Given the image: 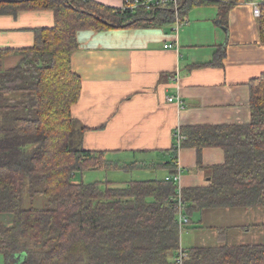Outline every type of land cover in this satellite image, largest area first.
I'll use <instances>...</instances> for the list:
<instances>
[{
  "label": "trees",
  "instance_id": "obj_1",
  "mask_svg": "<svg viewBox=\"0 0 264 264\" xmlns=\"http://www.w3.org/2000/svg\"><path fill=\"white\" fill-rule=\"evenodd\" d=\"M241 1L252 0H178L175 8L146 12L93 0H0V15H53V26L35 30L33 46L20 50L19 64L0 72V216L11 218L10 225L0 220L2 264H176L177 186L161 177H121L158 169L171 176L184 148L196 151L199 167L203 149L224 154L223 163L210 168L207 186L180 189L189 224L193 213L206 210L259 208L264 214V73L248 82V124L179 128L183 140L178 148L173 143L166 163H120L84 150L86 129L72 116L82 89L70 64L78 31L171 27L201 6L216 7L224 23ZM87 172H103L105 179L76 180ZM37 197L44 198L41 207H24ZM184 251L182 264H264L261 244Z\"/></svg>",
  "mask_w": 264,
  "mask_h": 264
},
{
  "label": "crops",
  "instance_id": "obj_2",
  "mask_svg": "<svg viewBox=\"0 0 264 264\" xmlns=\"http://www.w3.org/2000/svg\"><path fill=\"white\" fill-rule=\"evenodd\" d=\"M93 1L122 6L118 0ZM218 14L216 7L201 6L193 8L178 28L78 31L70 64L82 84L81 97L72 108L74 120L86 129L82 148L104 152L120 163H166L176 129L248 124V82L264 73L257 18L244 1L228 11L224 23ZM52 26L49 11L0 15V51H7L0 54V72L19 64L20 50L33 46L35 30ZM169 97H179L180 103H169ZM223 161L221 149L205 148L199 167L194 149H179L174 161L181 170L178 186H207L210 168ZM122 176L151 179L169 174L158 169ZM206 215L215 223L237 218V224L205 226ZM193 219L200 232L210 230L224 240L239 232L236 239L242 243L264 245V214L259 208L193 213L189 229ZM0 220L9 223L10 217Z\"/></svg>",
  "mask_w": 264,
  "mask_h": 264
},
{
  "label": "rangeland",
  "instance_id": "obj_3",
  "mask_svg": "<svg viewBox=\"0 0 264 264\" xmlns=\"http://www.w3.org/2000/svg\"><path fill=\"white\" fill-rule=\"evenodd\" d=\"M118 1H120L121 5H122V0H118ZM84 174L83 175L78 174V176L76 177V180L78 182L83 180V182L89 183V182H93V181H103V179H105L104 178L105 174L103 172H100V173L99 172H87ZM139 178L146 180L147 177L146 178L145 177H139ZM151 178H156V177H151ZM43 204H44V198L43 197H37L32 201L27 200V202H25L24 207L25 208L35 207V209H36L38 207H41ZM211 213H213V212H209L208 215H210ZM204 217H205V226L222 225V226H231L232 227V225L237 224L236 223L237 218L236 219H233L232 217L230 219L229 218H222V221L218 220L220 223H215L214 219H212L213 216H207L206 215ZM192 222H193V224H192V227L190 229H189V227H187L180 232V249L181 250H187L191 247H214V246H218V244L219 245H224V244L243 245V244H246V243H242L241 241L236 239V237H240L242 235L239 232H234L233 234H231L229 236L228 239L224 240V239L220 238L216 232H213V231L211 232L210 230H204V232L198 231L197 230L198 224H197L196 220L193 219ZM4 223L7 225H10L9 223H11V218H10L9 223H6V222H4ZM250 238H251V236H249V239ZM194 241H196L195 244H194ZM250 244H254V243H250ZM2 263H3V259L0 256V264H2ZM16 264H19V263L17 262Z\"/></svg>",
  "mask_w": 264,
  "mask_h": 264
},
{
  "label": "built area",
  "instance_id": "obj_4",
  "mask_svg": "<svg viewBox=\"0 0 264 264\" xmlns=\"http://www.w3.org/2000/svg\"><path fill=\"white\" fill-rule=\"evenodd\" d=\"M178 0H122V6L119 8L122 11H133L135 9H142L146 12H149L154 9L166 7V6H173L176 7ZM244 3H248L252 9V14L255 18H258L260 15V5H264V0H258L257 2L252 1H244ZM182 25L181 22H175L174 27L178 28ZM170 47L168 45L165 48ZM169 103L175 102L177 104L180 103L179 97H169L167 99ZM183 140V136L180 134L179 129H176L173 133V143H175L174 148H178L181 141ZM178 152V151H177ZM181 174V170L178 166L175 167V173L171 176L165 178L166 181H171L173 184L177 186V193L175 198V204L177 206V226L179 231L181 232L189 225L188 218L184 214L183 205L181 204V195H180V187L178 186L179 178ZM186 253L184 250H179L177 255V260H175L176 264H182L183 261L186 259Z\"/></svg>",
  "mask_w": 264,
  "mask_h": 264
}]
</instances>
